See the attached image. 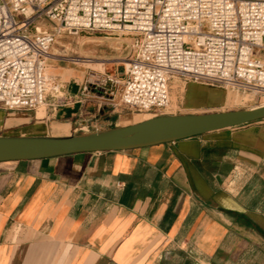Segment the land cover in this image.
<instances>
[{"label": "crops", "instance_id": "0c3cea01", "mask_svg": "<svg viewBox=\"0 0 264 264\" xmlns=\"http://www.w3.org/2000/svg\"><path fill=\"white\" fill-rule=\"evenodd\" d=\"M64 62L47 61L63 102L0 108V135L133 123L125 108L82 92L89 65ZM204 88L188 82L175 99L217 105ZM0 264H264V118L133 149L0 161Z\"/></svg>", "mask_w": 264, "mask_h": 264}, {"label": "built area", "instance_id": "2783aa9c", "mask_svg": "<svg viewBox=\"0 0 264 264\" xmlns=\"http://www.w3.org/2000/svg\"><path fill=\"white\" fill-rule=\"evenodd\" d=\"M83 31L130 38L123 76L91 73L82 86L111 109L171 114L175 77L264 100V0H0V108L35 110L49 96L62 103L47 61L59 38Z\"/></svg>", "mask_w": 264, "mask_h": 264}, {"label": "water", "instance_id": "95a60500", "mask_svg": "<svg viewBox=\"0 0 264 264\" xmlns=\"http://www.w3.org/2000/svg\"><path fill=\"white\" fill-rule=\"evenodd\" d=\"M264 118V105L205 113L165 114L110 129L65 136L0 135V161L124 150L172 142Z\"/></svg>", "mask_w": 264, "mask_h": 264}, {"label": "rangeland", "instance_id": "374dc122", "mask_svg": "<svg viewBox=\"0 0 264 264\" xmlns=\"http://www.w3.org/2000/svg\"><path fill=\"white\" fill-rule=\"evenodd\" d=\"M86 37L95 38V42H89ZM86 39V40H85ZM86 41V42H85ZM88 41V42H87ZM130 43V38L128 35L125 34H110L104 33L100 31H90L89 33L83 31L79 33V35L71 36V35H64L57 40V42L52 46L51 52L53 53L52 57L54 58H63L65 59V64L70 66L76 65L79 63L67 60L66 58L71 56L80 55L83 57H90L92 58V62H86L90 64L91 71L95 77H97L100 72L105 71L107 73H113L117 70L118 76H123V62L124 58H117L113 59L114 62L119 63H109L107 65V69H104V63L108 62L112 56L121 55L124 56L127 52L126 45ZM117 67V69H113ZM47 74L48 76L52 77L54 75L49 65L47 66ZM188 82H194L201 86L208 87V89H213L215 91V96L217 100V105L211 106L208 108L203 109H186L179 104L178 98L179 93H181L180 87ZM170 112L173 114L174 112H184V111H226V110H234V109H245L251 108L256 105H260L264 102L263 99L255 100L250 99V96L246 93L237 92L230 88L220 87L217 85H208L205 83L197 82V81H185L181 78H172L170 80ZM204 89H199L200 94L203 96L211 97L210 90L208 91ZM42 108V106H40ZM39 107V108H40ZM2 109V108H1ZM0 109V110H1ZM10 111V110H8ZM126 113L131 115V119L128 120L129 122H137L139 120L145 119L148 114L146 113H136L132 112L128 109L124 110ZM178 114V113H177ZM90 129V128H89ZM91 130V129H90ZM87 132V131H84Z\"/></svg>", "mask_w": 264, "mask_h": 264}, {"label": "bare ground", "instance_id": "6f19581e", "mask_svg": "<svg viewBox=\"0 0 264 264\" xmlns=\"http://www.w3.org/2000/svg\"><path fill=\"white\" fill-rule=\"evenodd\" d=\"M260 105H264V103H262V104H260ZM260 105H256V106H260ZM253 107H255V106H253ZM140 121V120H139ZM138 122V121H137ZM135 123V122H134ZM54 136H56V135H54Z\"/></svg>", "mask_w": 264, "mask_h": 264}]
</instances>
